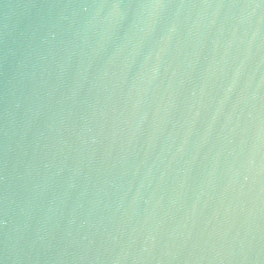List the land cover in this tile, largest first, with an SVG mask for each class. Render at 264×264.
Returning a JSON list of instances; mask_svg holds the SVG:
<instances>
[{
	"label": "water",
	"instance_id": "obj_1",
	"mask_svg": "<svg viewBox=\"0 0 264 264\" xmlns=\"http://www.w3.org/2000/svg\"><path fill=\"white\" fill-rule=\"evenodd\" d=\"M0 264H264V0H0Z\"/></svg>",
	"mask_w": 264,
	"mask_h": 264
}]
</instances>
